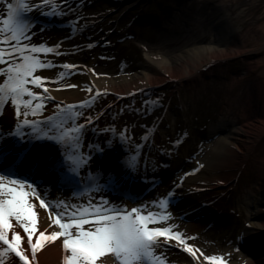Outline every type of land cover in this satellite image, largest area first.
Wrapping results in <instances>:
<instances>
[{"label": "bare ground", "instance_id": "obj_1", "mask_svg": "<svg viewBox=\"0 0 264 264\" xmlns=\"http://www.w3.org/2000/svg\"><path fill=\"white\" fill-rule=\"evenodd\" d=\"M9 3L14 8H19V0H0V20L8 18ZM27 3L30 5V8H35L36 6L34 0H27ZM261 6H264V0H171L169 2L157 3L156 7L155 4L148 5L144 10L146 12L140 14L139 21L144 22L146 26H150L144 31H151L157 39L155 46L151 45V47L146 48L147 51L152 53L146 57V60L150 64L155 63L158 68L145 65V68L150 73L134 75L131 78L119 77L116 79L111 76L120 73L118 66L114 68L109 67L104 72L97 70L96 72L94 71L95 74L100 73L103 77L100 76L99 79L91 77L93 82L92 84H88L89 86L85 85L87 87L86 89H82L81 86L80 88L71 87V85H67L64 88L62 82L69 79L75 80V72L90 74V70L84 67L86 64H89L92 68L105 65L101 60L95 59L92 52L96 51V48L98 49L104 37L111 38L109 35L98 36V33L105 32V30H112L111 25H118L120 23V16L110 15L114 12L113 8H106L109 12L89 0H67V4L64 3V0H48V5L41 7L39 12L30 11L28 13L30 18L35 21L40 18L37 14L52 10L53 14L51 17L61 16L67 20V23H70V28L63 32H56L46 30L35 23V27L32 30L31 44L52 47L54 51L47 55L24 53L25 55H38L42 61L50 63L51 67L37 69V72L34 73V75H40L44 82L40 88H36L31 83L27 87L36 93L40 99H34L29 109H24L22 105V111H28V116H30L36 104L43 105L42 100L44 98L53 99L55 104L54 109L48 111L43 118L54 114L65 106H72L83 101L86 102L100 95H103L111 102L116 101L117 104L126 102L129 107L126 108L125 112L130 109V112L137 113V118H143L144 121L151 122L155 126L152 130L147 129L148 133L142 140L138 138V132H136L140 128L138 129V126H135L130 133L131 140L126 144L132 151L135 150L138 154L137 156L140 158H146L150 154V167L153 163L156 164L157 162L156 151H158V147L154 146L152 141L154 140L156 143V134L162 122L160 123V119H157L154 124L151 120L152 109L149 107L153 108L152 103H147L145 105L147 106L145 107L146 109L138 112L136 109V105L138 104L137 96L143 92L153 91L156 88L167 86L168 84H172V87H175L179 91L182 86L199 80L203 74L207 75V73H211L210 70L213 67H217L216 70L222 69L220 72H226L229 67L234 68L230 64L235 60L242 57L246 60L245 63L247 65L239 69L234 68L233 70L235 71L232 70L234 72L232 85L237 86V84H240L242 86L244 82L246 83L245 87L242 86L240 95L235 97L230 103L239 109V113L231 114L232 106L227 104V108L223 111V118L213 116L209 118L207 124L204 122L202 124L203 127L199 129V133L204 136L201 138L207 141L214 139L215 136L220 134L218 140H216L213 155L206 153L203 164L193 163L196 165L195 168L194 166L189 167L181 158H173L170 156L169 158L172 161L167 162L166 172L160 171L162 174L157 173V176H155L156 173L151 169H147L149 171L143 173L136 171L135 178L143 177L147 178L148 181L155 182L157 177L161 180V184L155 189L156 192L150 195L145 193L138 200L130 197L129 201L128 196L125 195L124 203L130 204L131 209L142 208L144 209L143 213H146L145 210H150L155 212L158 218H160L164 217V215L162 211L160 212L155 208L156 197L160 193H164L170 199V210L169 213L165 214L168 217L167 223L164 221L154 226L170 228L173 232L181 233L187 241V246L197 250L195 255H192L182 251L184 245L171 241L168 243L174 248L165 252L160 250L155 256H151V259L153 258L151 263L153 264L154 262L155 264H167L171 259H173L172 264H209L206 257L213 255L222 257L225 264H264V171H260L263 176L248 190L250 192L249 207H254L255 212L250 213L247 226L241 229L243 242L241 243L240 239L235 242L239 248V253L236 255L237 260H234V262L229 260L233 253L231 249L232 241L226 237L227 234L225 232H221L222 235L219 233H209L206 229L212 227V225L214 226V224V228H216V226L224 224L227 221L226 213L223 211L226 208L227 197L235 189L236 184L234 178L236 176L234 171L244 168L251 159L256 158L257 154L259 156L261 154L264 155V72L258 74L260 69L264 68V57L262 59L259 58L264 53V32L259 31L258 28L253 26L245 29L248 23L245 20L247 15L251 14L256 7L260 8ZM88 7H90V10H88ZM154 7L155 9H153ZM99 8H101L102 12ZM148 9L149 11L147 12ZM94 10L98 11L95 12ZM36 17L37 19H35ZM46 21H48L47 17L41 19L42 24L46 25ZM146 26L144 27L147 28ZM0 28H5V26L0 24ZM109 32L107 34H110ZM0 40L11 41V35L7 31L0 32ZM24 43L29 42L22 40V45ZM9 46L7 43L0 45V47L5 49ZM89 56H91V59ZM11 61L12 63L22 62L19 57H13ZM64 64L74 65L75 68H63L62 66ZM7 67V64H2L0 65V70H6ZM122 67H124V63ZM127 68L129 67L127 66ZM54 69L57 71L53 72ZM122 69L123 71L126 70V68L125 70L124 68ZM6 79V76L0 75V84H3ZM218 79L219 81L225 82L227 80L226 77H219ZM215 80L217 81V79ZM45 88H47V92L44 91ZM6 99L9 100L6 101ZM27 99L32 98L27 96L22 97V100ZM0 101H3V103H0V107L2 106L6 110L0 118L1 128L4 122L5 125H10V122L8 121L6 123L5 120H7V115H9L8 111L9 113L13 112L12 108L15 109V107L11 105V94L7 90L4 93H0ZM90 103L88 102L86 106ZM154 106H159L165 116L171 108L167 104L164 106L160 98L154 102ZM45 108L46 106L43 105L39 112ZM118 110L119 108L114 106L110 113L113 112L114 114ZM105 112L103 110L96 117L97 125L103 126L112 117L110 113ZM77 114L78 112L75 109H72V111L68 110L58 119H54V121L57 127L56 132L61 134H68L66 132L67 127L65 125L63 127L59 123L61 118L65 119L68 115H70V122L74 121L77 125L76 127L80 124H85V129H88L86 128L87 125H90V130H96V134L91 136L95 144H87L86 141L82 142V138L79 137L81 134L78 136L79 142H81L78 146L81 164L83 162L84 164L89 163L86 159L89 155L87 152L88 148L83 147L85 144L93 151L97 150L99 155L101 152L105 160L112 157L116 151H119L120 144L117 140H115V145L118 147L117 150L109 142L112 136V132L109 129L105 128L104 130L106 131L101 132L102 129H99L97 125L96 129L94 124L92 126L86 120L82 121L81 117ZM120 120L118 118L116 123H119ZM95 121L92 122L95 123ZM85 129L84 131L87 132ZM154 130L156 131L155 133ZM72 133L74 134L75 132ZM70 134L69 136H71ZM89 139L92 140L90 137ZM70 141L65 143L67 154L73 152L69 146ZM106 141L107 144L105 143ZM40 143L37 141L32 145L25 142V147L32 151L27 158H22L23 163L17 171L23 175H28V168L35 166L30 172L37 173L36 181H41L38 183V186H43L44 188L40 189L34 184L33 187L55 211L49 213L48 209L39 207V200L36 199L37 206L34 204L32 198L30 199V203L34 205L33 211L37 213V231H46V234H50L53 231H61L55 226L57 212L64 217L63 222H69L67 216L72 211H75L76 206L80 208L88 207L90 211H94V207L91 206L100 203V199L102 198L94 197L91 200L95 201V203L89 204L87 200L79 199L74 201L72 193H62L61 190L53 191V185L51 186V182L46 177L51 169H53V161H57L59 154L53 150V143ZM101 145H104L102 150L100 149ZM9 148L10 146L6 144L4 146L5 150L0 148V151L8 153L10 152ZM17 150L19 149L16 148V150L11 151V155L6 157L4 161L6 168L14 163V158L16 159L18 155L16 153ZM124 158L126 157L124 156ZM260 162L262 164L264 163V156ZM77 165L79 164L77 163ZM99 166L100 162L92 163L90 161V166L85 168L86 176H89L88 184H91L93 186L92 188H95L96 182L102 179L103 182L106 181L104 187L107 189L110 182L108 178L113 172V167L109 166L105 168L104 166ZM187 166L188 169H186ZM190 168H194L192 176H184L185 174L182 172H189ZM178 172L180 173L176 175ZM117 173L119 172H115L114 175ZM90 175H92L91 179ZM48 176L55 179L57 178V173L54 171ZM14 178L17 179V177ZM105 178L108 180H105ZM30 180L28 179L27 183L32 184ZM85 180L87 181V178ZM43 181L44 184H42ZM117 185L120 186L121 182L117 181ZM87 188L91 187L89 186ZM169 188L170 190L167 192L166 189ZM163 190L166 191L162 192ZM26 191L31 192L32 189H26ZM185 192L189 195V200L187 199L188 196L186 198L183 195ZM104 193L109 197V192L107 193L105 191ZM176 195L182 200L180 205H178V201H175L178 200ZM65 202L69 206L67 213L63 206ZM177 206H179L178 209L180 212H177ZM105 207L108 209H120L122 212L131 211V209L125 210L120 204L112 206L108 203ZM196 209L201 210L197 212L195 211ZM229 212H232V209ZM187 214L189 216H186ZM77 216H79V212H77ZM12 223L15 231L19 232L22 236V247L25 250V254L29 256L30 264H64L65 256H71L70 251L66 252L63 249V237H60L55 241H45L44 245L38 249L35 257H33L31 249L27 246V236L23 233V229L19 227L15 220ZM89 225L91 223L85 224L84 229L88 230L87 226ZM150 227H153V225H150ZM228 230L229 232L232 231L231 234L234 231V229ZM72 232L75 233L76 229H72ZM205 234H207L205 238L208 239V243L204 239L205 246H200V241H202V237ZM35 235L33 236V242H35ZM9 238H11V230L9 232ZM160 241H164V239H160ZM3 247L2 243H0V251L3 250ZM234 247L236 246L234 245ZM153 251L156 252L157 250L154 249ZM3 259L6 264H19L18 259L14 258V254L6 253ZM102 260L103 257L98 258L96 264H101ZM106 264H118V262L113 259L107 261Z\"/></svg>", "mask_w": 264, "mask_h": 264}, {"label": "rangeland", "instance_id": "obj_2", "mask_svg": "<svg viewBox=\"0 0 264 264\" xmlns=\"http://www.w3.org/2000/svg\"><path fill=\"white\" fill-rule=\"evenodd\" d=\"M89 1H93L94 4H97L98 6L103 7L104 9L113 8L114 12H112L110 15L120 16V23L118 25H111L112 30H108V31L105 30V32H102L100 34L98 33V36H101V35L111 36V38L104 37L103 41L100 42L98 49L96 48V51L92 52V54L95 56V59L101 60L102 62L105 63V65H102V66L99 65L94 68H92L89 64L88 65L86 64L85 66L83 65L84 67L90 70L91 76L88 73L81 74V73L75 72L74 73L75 80L70 79V80H66L62 82L63 83L62 86L64 88H66L67 85H78L77 88H80L81 86L82 89H86L87 87H85V85L89 86L88 84H92L93 82L91 77H94L95 79H99L100 76L103 77L100 73L95 74L97 70L100 72H104V70L109 67H113V68L116 66L119 67L120 73L111 76L112 78H115V79L119 77H130L131 78L134 75L150 73L149 70L145 68L147 65L148 67L150 66L153 68H158L155 63L150 64L146 60V57L152 54L150 51H147L146 48L151 47V45L155 46L157 39L151 33V31L150 32L144 31L148 29V27L150 26H146L144 25V22L139 21V16L140 14L144 12L146 6L148 5L151 6L155 4V7H156L157 3L165 2V1L169 2L171 0H89ZM155 7L153 9H155ZM88 8H89L88 10H90V7ZM99 9L102 12L101 8ZM94 11L97 12L98 10H94ZM148 11L149 9L147 10V12ZM52 14L53 12L48 10V11L43 12V14L39 15L40 20L43 17L49 18V20L46 21V25L41 24V27H43L46 30L56 31V32H63L67 30L68 28H70V23H67V20L57 17V16L51 17ZM245 20L248 22L246 26L244 25L245 29H247L250 26H253V27L258 28L259 31L264 32L263 31L264 30L263 29L264 28V6H261L260 8L256 7L251 14L247 15ZM38 24L40 25L39 22ZM143 25L146 26L147 28H145ZM108 32L110 34H107ZM262 57H264V53H262L259 56L260 59H262ZM89 58L91 59V56H89ZM245 61H246L245 58L242 57V58L235 60L230 65L234 66L235 69L237 68L239 69L240 67L247 65ZM123 63H124V67H122ZM127 66L129 68H127ZM122 68H124V70L126 68V70L123 71ZM216 68L213 67L212 68L213 70L212 69L210 70L211 73H207V75H204L202 72L203 75L199 80L182 86L179 91H177L175 87H172V84H168L167 86H161L159 88H156L153 91L143 92L142 94L137 96L138 104L136 105V109L138 110V112L146 109L145 107L147 106L145 105L147 103H152L153 108L149 107L150 109H152V112L148 110L149 112H151V116H152L151 120L154 122V124L156 123L155 120L157 119H160V123L162 122V125L161 124L159 125L161 127L160 129L158 128L159 130L156 134V143L152 141L154 142V145L158 147V151H156V154H157L156 165L154 164L153 166H151V170H153V172L156 173L155 176H157V173H160V171L166 172L167 162L172 161L170 160L171 158H169L170 156L173 158L175 157L181 158L182 161L186 162V164L189 165V167L194 166L195 168L196 165L193 163L203 164L204 159L206 158L205 157L206 153L213 155V152L215 151L214 147H216V140H218L220 134L218 136H215L214 139H210L209 141H207L201 138L204 136L203 134L199 133V129L203 127L202 124L204 122L207 124V121L209 120V118L213 116L223 118V111L225 108H227V104L232 106L230 103L232 102L233 99H235V97L240 95L239 93H241L242 86L245 87V84H246L244 82L242 86L240 84L239 85L237 84V86L232 85V76L234 75V72H232V70L234 69L233 67L232 68L229 67V69L226 70V72L224 71L220 72L222 69L216 70ZM54 71H57V70L54 69L53 72ZM262 72H264V68H261L258 74H261ZM239 73L241 74V72ZM219 77L220 78L226 77L227 79L226 82L219 81L218 79ZM214 79H217V81L216 80L214 81ZM158 98H160L164 106H166L167 104V106L171 107L166 116L163 114L162 112L163 110L159 106H154V102H156ZM97 100L99 102L95 104L96 105L95 108H98V109L102 105H104V108H106L108 105L114 104V102H109L103 96H100ZM42 103L43 105L46 106L45 110L51 109L54 106L53 100L45 99L43 100ZM115 104H117V102H115ZM118 105H120L119 111L117 112L118 117L121 119L120 122L116 123L117 122V119H115L116 117H114V115H111L114 118L111 117L108 120V122H106V124L104 123L103 126L100 128L102 129L107 128L109 130H112V128H114L115 130H117V132H122L123 130L128 129V131L131 132V130H133L135 126H138V129L140 128V130H137L136 132H138V138H139L141 137V135H145V133L147 132V129L150 130V128L153 127L152 125L153 123L146 122L144 121L143 118H140V117L137 118L138 115L136 112L132 114H129L127 112H122V111H126V106L128 105L126 104V102H123ZM113 106L114 105H112L111 107ZM22 108L23 107L21 104L20 105L21 112H23ZM12 110L15 112L16 107L15 109L12 108ZM10 111H11V108H10ZM231 111H232L231 114L233 115L235 113H239V109H237L234 106H232ZM88 112H89L88 110H85L84 115L86 116ZM94 112H97V111H94ZM94 112H91V113L94 114ZM8 114L9 115H7V117L11 118L12 113L11 112L9 113L8 111ZM155 114L157 115L155 116ZM80 117H82V115ZM87 118L89 117H85L82 120H85ZM90 118L91 120H94L92 117ZM134 152L135 151H132V153ZM125 156H127V154ZM263 156H264L263 154H261L260 156L259 154H257L256 158L251 159L248 162V164L245 165L244 168H241L238 171L237 170L234 171L235 176H236L235 178L233 177L234 182L236 184L235 189L227 197L226 208L223 211L226 213L227 221L224 224L216 226V228H214L215 224L214 226L212 225V227L206 228L207 231H209V233H219L220 235H222L221 232L222 233L225 232V234H227L226 237L230 238V241H232V244L231 243L230 244H231V249H232V253L234 257L232 255V257L229 258V260L232 262H234V260H237L236 255L239 253L238 245L235 242H237L243 236L241 234V229L247 226V220L250 219L248 218L250 213L255 212L254 207L252 206L249 207L250 192L248 190L250 187L254 186V184L258 181L259 178L263 176L262 173H260V171H264V163L262 164L260 162ZM141 164L142 165L146 164V161L143 159L141 161ZM100 166H103V163H101ZM121 167L122 166L119 163H116V166L114 167V170H113V174L115 172H119V173H117L118 175L117 174L114 175L115 177L118 176V178H120V175H123L124 173H126L124 170H122L123 168ZM194 168H190V171H189L190 173L189 172L185 173L184 171L182 173L185 174L184 176H187V175L192 176V171L194 170ZM186 169H188V166ZM143 172H145V170L142 166L141 173ZM180 172L176 173V175H178ZM106 179L107 178H105V180ZM118 180H121V179H118ZM118 180L116 179L115 182H111L114 186H112L111 183L109 182V186H111V188L113 189L111 190V194H110L112 199L106 196V194L104 193L108 189H105L104 186H105L106 181L102 182L103 180L101 181L102 185L99 184L100 183L99 182L97 185H95V188H92L93 187L92 186L90 190H87L86 192L82 194L80 193L83 191L81 192L77 191L79 192L78 194L80 195L78 194L76 195V193H74L72 194V197L74 198V201L82 199V200H87L89 204L95 203V201L91 200L92 198L100 197L102 198L100 200H106L112 206L116 204L118 205L120 204L125 210H130L131 209V206H129L130 204L120 202V198H123L122 194H124V197L125 195H127L129 201H130V197H133L134 200H138L139 197H141L143 194H145L148 191L149 188L147 189V187L151 182V181H148L147 178L144 179L143 177H139V178H136V181L121 182V185L119 186L117 185ZM160 181L161 180H159V178L156 177V181L151 182V183L153 184L156 183V185H158V184H161ZM83 185H84L83 190L89 187L88 186L89 184L84 183ZM100 187L101 189H103V191L98 190L100 189ZM166 190L168 192L170 188ZM166 190H163L162 192ZM154 192H156V190ZM183 195L186 198L188 196L187 199L189 200V195L187 194V192H185ZM157 196L158 197H156V207L155 208L158 209L160 212L162 211V214L165 217V214L169 213L170 208H169V203L165 205L164 201L166 200L169 201L170 199H168L169 197H166L164 193H160ZM32 200L34 204L37 206L35 198H32ZM231 209H232V212H229L231 211ZM196 210L200 211L201 209H196ZM241 210L242 212H240ZM233 211H234V214H233ZM145 212L146 213H143V214H147V212H152V211L145 210ZM88 217H90L89 218L90 220L95 219L94 216L89 215ZM166 223H167V220H166ZM94 227L95 225L91 224L87 226V229L94 230ZM228 229L230 230L234 229L233 233L231 234L232 231L229 232ZM206 235L207 234L203 235L202 241H200L201 242L200 246H205V241H207L206 243H208V239L205 238ZM231 236L233 239L231 238ZM204 239L205 241H203ZM191 243H195V242H191ZM234 245L236 247H234ZM172 248L174 247L172 246L164 247L162 250L163 252H165V251L172 250ZM169 253L171 254V252ZM152 260L153 258L151 259V257L150 258L148 257L147 259L144 260V264H153L151 263ZM172 263H173V259L169 260V263L167 264H172Z\"/></svg>", "mask_w": 264, "mask_h": 264}, {"label": "snow or ice", "instance_id": "obj_3", "mask_svg": "<svg viewBox=\"0 0 264 264\" xmlns=\"http://www.w3.org/2000/svg\"><path fill=\"white\" fill-rule=\"evenodd\" d=\"M35 8H30L27 0H19V8H14L9 3V13L7 19L0 20L5 28H0V32L7 31L11 35V41L0 40V45L9 44L8 48L0 47V65L7 64L6 70H0V75L7 77L3 84H0V93L7 90L11 94V105L16 107L17 118L23 116V124L19 125L16 131L9 132V136L16 137L19 143H33L36 141L44 142L45 140L56 141L59 139L52 134L51 129L41 133V128L46 126V122L41 121L39 124L34 120L27 119L29 112L20 111V104L24 109L32 106L34 99H40L31 91L27 85L31 83L36 88H40L43 84V78L40 75H34L37 69H45L51 67V64L42 61L38 55H25L24 53L44 54L53 53L52 47H44L43 45L31 44L32 30L35 22L30 18V11L39 12L40 8L48 5V0H34ZM67 4V0H64ZM22 40L28 41L22 45ZM91 47V45H89ZM19 57L22 62L12 63L11 58ZM66 69H74V65L64 64ZM61 75H63L61 73ZM78 87V85H71ZM47 92V88L44 89ZM27 96L32 99L22 100ZM3 103V101H0ZM43 107L42 104H36L32 110L35 116L37 111ZM87 122L91 123V118H87ZM85 124H80L73 128V132H83ZM4 134L0 132V136ZM79 143V138H77ZM107 144V141L105 142ZM104 145L100 146L102 150ZM82 150V149H81ZM10 152L0 151V243L3 250L0 251V264H6L3 257L6 253L14 254V258L18 259L19 264H30L29 256L25 254L22 247V236L15 231L13 220L17 222L23 233L27 236V246L31 249V254L35 257L38 249L44 245L45 241H55L57 238L63 237V249L70 251L71 256H65L64 264H96L98 258L103 257L101 264L107 261L115 260L118 264H144L146 257L155 256L157 252L164 247H171L168 242L175 241L184 245L182 251L195 255L196 249L187 246V241L179 232H173L170 228H160L159 225L166 221L168 217L158 218L155 212H147L143 214L144 209L132 208L131 211H121L120 209H108L105 207L109 202L101 200L95 204L94 211H90L88 207L80 208L76 206L67 216L69 222H63L64 217L57 212L55 218V226L61 231H53L46 234V231H37V213L33 211L34 205L30 203L31 198L39 200L41 208L55 211L46 200L36 192L33 184L27 183V177L24 180L15 179L19 175L17 169L23 163L21 155H17L14 163L7 168L4 161ZM89 163H85L79 171H83L90 166L91 154L86 158ZM67 164L68 171L72 177L77 176V162L57 161L52 171H60ZM35 167V166H34ZM128 173L130 168H126ZM109 181L115 182L116 177L110 176ZM26 189H32L31 192ZM103 191V189H98ZM170 201H164L167 205ZM65 212L69 211V206L63 205ZM79 212V216H77ZM94 216V220H89L88 216ZM94 224V230H85V224ZM153 225V227H150ZM51 226V225H50ZM72 229H76L73 233ZM11 230V238L9 232ZM35 235V242L33 236ZM160 237H164V241H160ZM241 243L243 237L240 238ZM157 250L154 252L153 250ZM110 254V255H109ZM209 264H225L222 257L215 255L206 257Z\"/></svg>", "mask_w": 264, "mask_h": 264}]
</instances>
